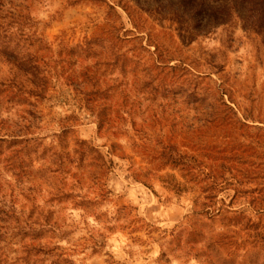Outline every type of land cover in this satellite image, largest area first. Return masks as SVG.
Listing matches in <instances>:
<instances>
[{"label": "rangeland", "instance_id": "1", "mask_svg": "<svg viewBox=\"0 0 264 264\" xmlns=\"http://www.w3.org/2000/svg\"><path fill=\"white\" fill-rule=\"evenodd\" d=\"M205 3L0 0L11 251L264 264V26Z\"/></svg>", "mask_w": 264, "mask_h": 264}, {"label": "trees", "instance_id": "2", "mask_svg": "<svg viewBox=\"0 0 264 264\" xmlns=\"http://www.w3.org/2000/svg\"><path fill=\"white\" fill-rule=\"evenodd\" d=\"M206 0H200L201 4L211 6L205 3ZM217 4L213 8V13L220 18L222 24L232 23L240 19L244 27H254L263 29L264 26V0H215ZM264 202V199H263ZM264 210V209H263ZM264 212V211H262ZM5 212H0V264H38L41 259L38 256L43 253V249H37L36 245L24 243L22 250L11 251L10 244L12 238L10 231L5 225ZM264 227V226H263ZM28 234V231H24ZM264 239V229H262ZM35 252V253H34ZM39 261V262H38Z\"/></svg>", "mask_w": 264, "mask_h": 264}, {"label": "clouds", "instance_id": "3", "mask_svg": "<svg viewBox=\"0 0 264 264\" xmlns=\"http://www.w3.org/2000/svg\"><path fill=\"white\" fill-rule=\"evenodd\" d=\"M193 264H195V262H193Z\"/></svg>", "mask_w": 264, "mask_h": 264}]
</instances>
